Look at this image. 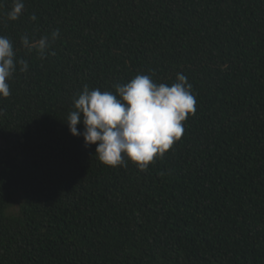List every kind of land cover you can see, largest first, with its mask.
<instances>
[{
    "label": "trees",
    "instance_id": "1",
    "mask_svg": "<svg viewBox=\"0 0 264 264\" xmlns=\"http://www.w3.org/2000/svg\"><path fill=\"white\" fill-rule=\"evenodd\" d=\"M3 3L29 70L0 98V264H264V0H24L15 21ZM56 29L46 58L21 44ZM177 73L196 111L146 171L71 134L84 85Z\"/></svg>",
    "mask_w": 264,
    "mask_h": 264
},
{
    "label": "clouds",
    "instance_id": "2",
    "mask_svg": "<svg viewBox=\"0 0 264 264\" xmlns=\"http://www.w3.org/2000/svg\"><path fill=\"white\" fill-rule=\"evenodd\" d=\"M0 7H4L0 0ZM25 8L24 0H12L7 19L18 20ZM37 20L35 14L30 17ZM59 29L39 38L21 36V44L43 59L52 52ZM29 70L28 61L17 59L13 43L0 35V98L11 95L9 80L17 72ZM112 91L83 90L74 98V110L67 117L73 136H83L85 147L96 145L95 155L106 166L127 167L132 162L146 171L155 159L163 157L184 134V124L195 114L196 99L192 85L184 74L177 73L176 82L156 83L151 76L137 74L126 84L115 83ZM4 112L0 109V115ZM83 124L79 131L78 124Z\"/></svg>",
    "mask_w": 264,
    "mask_h": 264
}]
</instances>
